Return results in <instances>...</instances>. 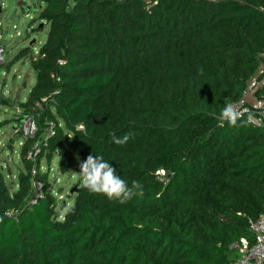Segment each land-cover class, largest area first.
<instances>
[{"label": "trees", "instance_id": "1", "mask_svg": "<svg viewBox=\"0 0 264 264\" xmlns=\"http://www.w3.org/2000/svg\"><path fill=\"white\" fill-rule=\"evenodd\" d=\"M37 1L50 29L18 119L63 148L62 173L103 156L144 195L121 204L81 184L61 221L45 188L24 205L45 175L14 192L0 175V264L233 262L264 213V127L218 117L264 64V0Z\"/></svg>", "mask_w": 264, "mask_h": 264}, {"label": "rangeland", "instance_id": "2", "mask_svg": "<svg viewBox=\"0 0 264 264\" xmlns=\"http://www.w3.org/2000/svg\"><path fill=\"white\" fill-rule=\"evenodd\" d=\"M43 7L44 3L40 6L37 0H0V44L6 48L0 63V175L11 192L15 191L20 175L31 172L34 179L39 174L45 175L40 194L45 188L53 196L56 217L60 218L75 199L81 186L80 176L72 168L65 173L59 170L63 148L52 150L51 145L48 148L47 129L37 136L32 120L18 119L20 103L27 100L36 82L30 57L38 54L50 29L48 21L39 18ZM21 50L28 52L21 55ZM58 121L68 137L70 131ZM21 130L24 137L20 136ZM29 138L31 141L26 142ZM31 193L24 205L39 194L34 187ZM229 251V258L234 261L238 254Z\"/></svg>", "mask_w": 264, "mask_h": 264}, {"label": "clouds", "instance_id": "3", "mask_svg": "<svg viewBox=\"0 0 264 264\" xmlns=\"http://www.w3.org/2000/svg\"><path fill=\"white\" fill-rule=\"evenodd\" d=\"M246 117V119H245ZM221 126L227 121L231 127L244 126L251 122L253 114L248 109H239L232 103H228L221 110L218 117ZM131 138V134H125L123 137L113 135V143L124 145ZM80 176L82 186L91 193L101 194L109 200H117L124 204L133 197H143V186L139 181L133 180L131 186L121 176L117 175L116 169L106 161L103 156L90 154L86 160L80 163ZM74 210V206L70 205L64 209V214ZM64 214L60 216L61 221Z\"/></svg>", "mask_w": 264, "mask_h": 264}, {"label": "built area", "instance_id": "4", "mask_svg": "<svg viewBox=\"0 0 264 264\" xmlns=\"http://www.w3.org/2000/svg\"><path fill=\"white\" fill-rule=\"evenodd\" d=\"M39 4L41 6V3ZM5 50V46L0 44V63ZM231 103L239 109H248L253 114L251 123L256 127H264V64H260L247 80L241 96ZM34 188L40 194L41 183L35 182ZM248 223L254 235V242L250 243L242 238L241 242L235 245L238 247V256L230 264H264V213L257 218H249Z\"/></svg>", "mask_w": 264, "mask_h": 264}, {"label": "water", "instance_id": "5", "mask_svg": "<svg viewBox=\"0 0 264 264\" xmlns=\"http://www.w3.org/2000/svg\"><path fill=\"white\" fill-rule=\"evenodd\" d=\"M23 3V2H22Z\"/></svg>", "mask_w": 264, "mask_h": 264}]
</instances>
